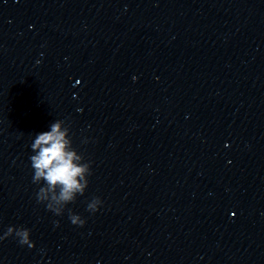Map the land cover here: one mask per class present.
<instances>
[{"label": "water", "instance_id": "1", "mask_svg": "<svg viewBox=\"0 0 264 264\" xmlns=\"http://www.w3.org/2000/svg\"><path fill=\"white\" fill-rule=\"evenodd\" d=\"M56 120L91 164L60 216L29 159ZM9 227L35 246L0 264H264V0H0Z\"/></svg>", "mask_w": 264, "mask_h": 264}, {"label": "clouds", "instance_id": "2", "mask_svg": "<svg viewBox=\"0 0 264 264\" xmlns=\"http://www.w3.org/2000/svg\"><path fill=\"white\" fill-rule=\"evenodd\" d=\"M30 147L34 153L29 158L33 169L32 182L39 185L43 181V186L36 193V200L60 216L66 206L74 203L77 195H83L87 189L91 164L85 162L83 155L73 147L70 127L63 120H56L50 124V130L36 134ZM101 203L98 197H94L88 203L87 210L95 213ZM68 211L74 225L82 227L86 223L79 215L73 214L71 209ZM13 234L21 245L29 248L35 246L30 240V230L23 227H9L0 239Z\"/></svg>", "mask_w": 264, "mask_h": 264}]
</instances>
